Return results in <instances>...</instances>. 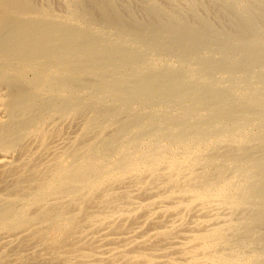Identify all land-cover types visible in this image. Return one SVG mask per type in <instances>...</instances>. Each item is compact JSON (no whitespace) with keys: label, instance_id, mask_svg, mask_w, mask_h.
<instances>
[{"label":"bare ground","instance_id":"bare-ground-1","mask_svg":"<svg viewBox=\"0 0 264 264\" xmlns=\"http://www.w3.org/2000/svg\"><path fill=\"white\" fill-rule=\"evenodd\" d=\"M214 1L0 0V231L35 250L16 264H264V0ZM65 114L92 140L54 139L16 206L13 151Z\"/></svg>","mask_w":264,"mask_h":264},{"label":"rangeland","instance_id":"rangeland-1","mask_svg":"<svg viewBox=\"0 0 264 264\" xmlns=\"http://www.w3.org/2000/svg\"><path fill=\"white\" fill-rule=\"evenodd\" d=\"M50 1V0H49ZM52 2H54V3H57L58 1H60V0H51ZM216 1V2H215ZM214 1V3H216L217 5L219 4V0H215ZM212 3H213V0H212ZM211 3V4H212ZM210 4V5H211ZM215 4V7H214V5L212 4L209 8H217V5ZM213 6V7H212ZM213 10H215V9H213ZM212 10V11H213ZM53 118V117H52ZM64 119H63V123L62 124H60L57 128L56 127H50V125H49V123L51 124V121H49L46 125H45V135H44V137L42 138V146L41 147H39V149H37V150H35L36 148H35V146H33V147H28V149L27 150H25V147H22V146H19L18 147V150L16 149L15 151H13L14 152V158L15 157H17V158H15V159H17L16 160V162H15V166H14V168H10L9 170L12 172V174H14V176H13V181L15 180V182H14V184H15V186L13 187V189H15V190H17V191H15V192H17L20 196H17V198L18 199H16L15 200V202H16V206H18L19 205V202H20V204H21V202H23V196H25L27 193H21V192H18L20 189L19 188H21V189H23L25 186V188H24V190L25 191H31L30 189L32 188L33 189V187L32 186H35V181H36V183H38L39 181H40V179H42V174L43 173H45L46 172V170H47V168H50V166H51V164H53V166H52V168L54 167V165L56 164V158L57 157H53V156H51V151H49V147L51 148L52 147V144H53V142H54V139L55 140H61V141H63V143H66V144H64L63 146H64V148L63 149H61V152H60V154H61V156H63V155H65V154H68V153H70L71 152V154H76V156L79 154V152H80V149L79 148H81V147H84V143H86L87 141H90V140H92V136H88V135H85V131H84V129H85V125L84 124H86V121L88 120V118H89V116L87 117V118H85L86 119V121H83L82 122V124L80 125L79 124V127H77L78 125H75L74 124V126H73V124L71 123V121H69V120H71V116L69 115V114H65V116L63 117ZM53 120V119H52ZM68 122L70 123V124H68ZM65 123H67L66 125H65ZM72 124V125H71ZM49 127H48V126ZM65 125V126H64ZM63 126H64V128H63ZM73 126V127H72ZM83 127V128H82ZM67 128V129H66ZM62 129V130H61ZM77 129V130H76ZM80 131H79V130ZM54 130V131H53ZM60 130V131H59ZM70 130V131H69ZM73 130V131H72ZM53 131V132H52ZM58 131V132H57ZM76 131V132H75ZM78 131V132H77ZM61 132V133H60ZM68 132V133H67ZM71 132L73 133L74 132V134H71ZM63 133H64V136H63ZM77 133V134H76ZM84 133V134H83ZM57 134V135H56ZM60 134H62V137H61V135ZM71 134V135H70ZM80 134H82V135H80ZM96 134V133H95ZM60 135V136H59ZM67 135V136H66ZM72 136V137H71ZM75 136V137H74ZM84 136V137H83ZM53 137H56V138H53ZM48 138V139H47ZM50 138H52V140L50 139ZM64 138V139H63ZM67 138V139H66ZM87 138V139H86ZM89 138H91V139H89ZM69 139H70V141H69ZM50 140V141H49ZM79 140V141H78ZM82 140V141H81ZM86 141V142H83V141ZM49 141V142H48ZM71 141H73L72 143H71ZM76 141H78V142H76ZM101 141V140H100ZM81 142V143H80ZM50 143V144H49ZM69 143V144H68ZM76 144V147H75V144ZM72 144V145H71ZM81 144H83V145H81ZM79 145H80V147H79ZM49 146V147H48ZM71 146V147H70ZM72 146H74V147H72ZM22 148V149H21ZM45 148V149H44ZM74 148V149H73ZM77 148L79 149V150H77ZM44 149V150H43ZM69 149V150H68ZM47 150L49 151V153H50V157H47L48 158V160L50 161V160H52V162L50 161V162H46V161H43L44 160V157H43V160H41L40 159V163L42 164V163H44L45 162V164L44 165H41L40 163H39V161L38 160H35V159H39V157H42V154L43 153H45V152H47ZM77 150V151H76ZM23 151L24 152H28V155H31L32 154V156L33 157H31L30 158V156H26L25 154L24 155H22L23 154ZM32 151V152H31ZM42 151V152H41ZM76 151V152H75ZM26 152V153H27ZM41 152V153H40ZM73 152V153H72ZM16 153H18L16 156H15V154ZM39 154V155H38ZM21 155H22V157H21ZM80 155V154H79ZM39 156V157H38ZM60 156V155H59ZM19 157V158H18ZM21 157V158H20ZM25 158H26V160H25ZM35 158V159H34ZM18 159H19V161H18ZM39 163V164H38ZM32 165H33V167H32ZM31 166V167H30ZM46 166H48V167H46ZM30 168V169H29ZM17 170H18V172H17ZM2 171H4V172H2ZM36 171V172H35ZM14 172V173H13ZM34 172L37 174L36 176L37 177H35V174H34ZM0 173H2V174H0V183L2 182V180H3V178L2 177H5L6 175H8V174H6V173H8V170H6V169H4V170H1L0 171ZM17 173V174H16ZM5 174V175H4ZM30 175V176H29ZM27 176V178H25ZM30 178V179H29ZM22 181H21V180ZM24 179H25V181H24ZM31 180V183H27V180ZM34 179V180H33ZM12 181V182H13ZM17 181V182H16ZM11 182V183H12ZM1 185V187H0V190H2V189H4L5 187H4V184L3 183H1L0 184ZM18 186H19V188H18ZM28 192V193H29ZM5 193V192H4ZM4 193H3V196L2 197H0V203L1 204H3L4 202V204H7V202L8 201H5V199H7V195H9V192L8 193H5V195H4ZM22 195V196H21ZM4 196H6V197H4ZM141 197L142 198H147V194H145V195H141ZM1 200H3V201H1ZM33 209H34V211L36 210V208H33L32 207V213L34 212L33 211ZM187 215V216H186ZM185 215V218L187 219V220H189L190 219V214L189 213H187ZM6 231H0V264H3V262H4V264H16V263H18V262H23V261H25V260H27V255L29 256L28 257V260L30 259L31 261L33 260V256H34V253H35V250H31L30 248V244H28V245H25L24 243V240H25V236H22V235H19V233L17 234V232H14V231H11L10 233L8 232V234H9V236L11 235V234H13V232L15 233V234H13V235H16L15 237H13V235L12 236H10V238L7 236V232H6V234H5V236L6 237H8L7 239H6V237L5 236H2L1 237V235H4V233H5ZM263 233H264V230L262 231ZM16 238V239H15ZM21 238H23V240L21 241ZM6 239V240H5ZM8 240V241H7ZM15 240V241H14ZM7 241V242H6ZM17 242H19V244L17 243ZM17 243V244H16ZM7 245V246H6ZM28 246V247H27ZM28 248L30 249V251L28 250ZM13 249V250H12ZM21 249V250H20ZM15 250V251H14ZM14 253H13V252ZM19 251V252H18ZM24 251H25V253H24ZM27 251V252H26ZM29 251V252H28ZM33 251V252H32ZM16 252V253H15ZM17 252L18 253H20L22 256H24V257H22L21 255H19V254H17ZM13 253V254H12ZM26 253H27V255H26ZM32 253V254H31ZM14 254H15V256H14ZM17 254V255H16ZM6 255H8V256H6ZM19 255V256H18ZM12 256V257H11ZM25 256H26V258H25ZM10 257V258H9ZM16 257L20 260H16L15 261V259H16ZM22 258H24L22 261H21V259ZM29 260V261H30ZM12 261V262H11ZM18 261V262H17Z\"/></svg>","mask_w":264,"mask_h":264}]
</instances>
